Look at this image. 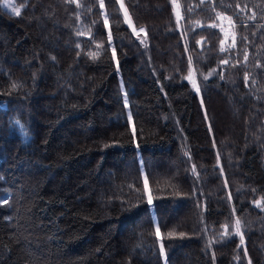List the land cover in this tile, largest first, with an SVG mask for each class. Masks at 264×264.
<instances>
[{"label":"trees","instance_id":"trees-1","mask_svg":"<svg viewBox=\"0 0 264 264\" xmlns=\"http://www.w3.org/2000/svg\"><path fill=\"white\" fill-rule=\"evenodd\" d=\"M14 1L0 264H264V0Z\"/></svg>","mask_w":264,"mask_h":264},{"label":"rangeland","instance_id":"rangeland-1","mask_svg":"<svg viewBox=\"0 0 264 264\" xmlns=\"http://www.w3.org/2000/svg\"><path fill=\"white\" fill-rule=\"evenodd\" d=\"M0 4L2 5L3 8H5L7 11H9L10 13L12 14H18L19 13V10L21 8L20 5L16 4L14 0H0ZM124 8V7H123ZM124 13H125V16H126V19L128 20L132 30L137 33V32H144V30L142 28H135L131 21H130V18L126 12V10L124 9ZM219 26L220 28L222 29L223 31V34H224V39H223V42L225 43L228 38H232L233 37V34H232V23H231V20L229 19V17H227L226 15H219ZM125 105H126V111H127V117H128V120L130 122V125L131 127L133 128V123H132V120H131V116H130V113H129V109H128V102L127 100L125 99ZM144 182H145V188H146V192L148 194V187H147V182H146V179L144 177ZM163 261H164V264H166V260L163 256Z\"/></svg>","mask_w":264,"mask_h":264},{"label":"snow or ice","instance_id":"snow-or-ice-1","mask_svg":"<svg viewBox=\"0 0 264 264\" xmlns=\"http://www.w3.org/2000/svg\"><path fill=\"white\" fill-rule=\"evenodd\" d=\"M121 6L123 7L122 0H121ZM101 7H103V0H101ZM224 63H227V61H224ZM149 202L151 203V200H149ZM157 235L159 236V229L158 228H157Z\"/></svg>","mask_w":264,"mask_h":264}]
</instances>
